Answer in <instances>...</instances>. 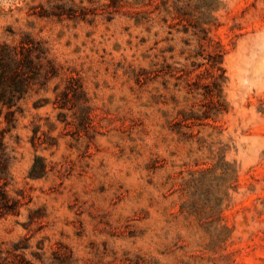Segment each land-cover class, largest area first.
<instances>
[{
    "label": "rangeland",
    "instance_id": "1",
    "mask_svg": "<svg viewBox=\"0 0 264 264\" xmlns=\"http://www.w3.org/2000/svg\"><path fill=\"white\" fill-rule=\"evenodd\" d=\"M218 1L190 3L221 45V109L178 134L176 111L203 96L176 69L193 79L205 59L186 58L198 43L167 27L164 0H0V42L29 33L57 66L6 133L23 204L0 219L1 250L24 246L34 264H264V0ZM34 155L47 172L31 179Z\"/></svg>",
    "mask_w": 264,
    "mask_h": 264
},
{
    "label": "trees",
    "instance_id": "2",
    "mask_svg": "<svg viewBox=\"0 0 264 264\" xmlns=\"http://www.w3.org/2000/svg\"><path fill=\"white\" fill-rule=\"evenodd\" d=\"M117 0H111V4ZM143 1V0H141ZM191 0H164V9L171 16L173 23H168L167 27H174L176 24L183 26V31L191 30V35L198 43V49L193 53H189L186 58L197 55L202 56L205 61L197 64V67L203 66L204 69L195 74L193 79L186 75L190 70L183 67H177V78H183L187 93L201 94V106L199 109H178L172 120V129L178 134H184L183 128L192 125L206 124L208 119L214 117L220 112V79L222 68L218 65L221 62V45L208 36L206 24L212 23L210 19L205 18L204 12L193 18L191 13ZM155 0H147V4H153ZM201 5L207 12L214 10L219 1L207 2L200 0ZM213 3V4H212ZM146 20L151 19L148 14ZM167 21V18H163ZM139 23V20H136ZM180 31V30H177ZM171 32V30H169ZM189 44L188 41H185ZM204 46L211 47L213 52L203 55ZM49 49L45 46V42L32 37L29 33H23L16 43L0 42V118L6 123V126L0 129V219L6 218L8 215H18L20 206L23 204L20 197L21 192L15 190V194L11 193L13 183V175L11 165L15 159L13 149H10L6 141V133L15 127L17 122V114H22L21 101L24 100L33 86L35 91L44 89L48 81L57 75V66L52 58L48 56ZM155 64V63H154ZM161 66H167L164 61ZM142 74V73H140ZM208 79L205 83L206 92H198L199 80ZM74 90L69 86L57 94V96L66 97L68 92ZM203 101V102H202ZM91 126V118L88 114L84 115L81 129L87 131ZM35 131L31 137V143L34 145ZM46 163L42 156L34 155L32 163L28 169L27 176L31 179L41 178L45 176ZM22 241V240H20ZM24 246L13 244L11 249H0V264H34L27 259L22 250Z\"/></svg>",
    "mask_w": 264,
    "mask_h": 264
}]
</instances>
